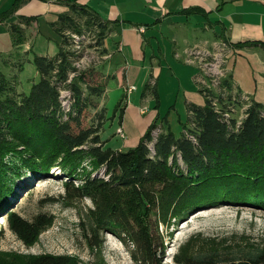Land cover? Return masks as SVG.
<instances>
[{
  "label": "trees",
  "instance_id": "obj_1",
  "mask_svg": "<svg viewBox=\"0 0 264 264\" xmlns=\"http://www.w3.org/2000/svg\"><path fill=\"white\" fill-rule=\"evenodd\" d=\"M22 1L16 0L0 19ZM68 5V11L49 23L61 37L58 51L54 55L34 54L39 80L28 92L20 93L8 90L0 81V213L6 209L11 231L31 244L52 221L47 213L29 219L12 205L11 198L17 196L14 178L24 168L38 180L58 167L70 179L65 181L69 195L88 197L93 203L84 222L90 244L99 246L100 235L114 233L131 246L130 253L139 264H163L165 247L159 224L183 202L186 204L183 209L179 207L181 211L220 202L264 208V103L252 100L239 122L224 116V107H215L214 99H224L215 98L213 91L201 87L205 103L188 102L189 125L180 135L173 131L165 114L150 123L135 146H105L106 140L100 134L105 114L97 112L92 120L85 115L96 106L94 98L103 94L107 79L90 80L89 71L94 66L77 68L72 64V54L65 48L70 40L64 30L82 33L83 28H94L96 45L105 54L108 50L104 40L112 22L88 6L76 2ZM194 10L198 8L187 11ZM34 18L20 17L27 23ZM10 27L13 44H20L21 25L12 23ZM223 87L233 88L231 77L223 81ZM62 89L71 94L67 107ZM148 95L156 99L158 106L157 82H153L152 75L142 89V97ZM122 102L123 97L118 104L120 117ZM160 122L164 126L154 135L152 131ZM76 178L80 179L77 184ZM9 206L13 208L8 210ZM0 264L25 263L18 256L7 257V253L0 252ZM27 264L72 262L68 255L45 253L32 255ZM183 264H264V249L198 250L186 255Z\"/></svg>",
  "mask_w": 264,
  "mask_h": 264
},
{
  "label": "rangeland",
  "instance_id": "obj_2",
  "mask_svg": "<svg viewBox=\"0 0 264 264\" xmlns=\"http://www.w3.org/2000/svg\"><path fill=\"white\" fill-rule=\"evenodd\" d=\"M32 20H36V23L31 25L29 31L27 26L22 27L23 38L20 44H13L15 51L0 53V81L5 83L4 86L8 90L13 89L15 93L28 92L32 83L39 80L40 75L33 62L34 54L46 51L54 55L58 51L61 40L60 35L51 26L40 24L37 17ZM64 35L70 40L65 48L72 54L70 55L72 64L77 68L94 66L89 71L90 80L107 79L103 94L94 98L96 106L86 111L87 120L98 116L97 112L105 114V121L100 132L102 139L106 140L105 146L124 149L123 145L127 144V139L131 141L136 139L138 128L134 125L132 116H128L125 130L124 116H119L121 105L118 104L123 97L121 104L124 105V110L130 95L136 91V85L129 84L120 89L116 86L117 82L110 77L115 74L109 69L112 67L109 65L107 53H102L101 47L96 45L98 37L94 28H83L82 33L66 28ZM211 43V41H203L192 47L200 46L208 49L213 45L218 52L213 54L212 59L210 58L212 54L208 53V55L204 52L189 55L190 46L188 51H185L184 61L195 66L194 78L200 88L213 91L217 96L215 98L224 99L223 102L214 99L215 107L218 110L224 107V114L228 113V116L235 117L240 122L246 116L249 104L255 99L250 92L234 85L231 90L223 87V81L230 77L228 66L235 47L234 43L229 39H221L212 45ZM45 44H49L47 49ZM195 56L201 58H195ZM214 57L217 58H215L217 62L212 67L217 70L211 69L209 64L210 61H216ZM258 74L264 78V69ZM66 90L62 89L61 94L67 107L70 105L71 94ZM149 108L157 109L158 106L154 102L150 106H141L142 111ZM189 113L188 110V116ZM158 116L162 118L164 115L159 113L157 116H152L150 123ZM188 116H171V121L168 119L177 135L184 131L185 125L188 124ZM161 125L164 126V122H160V126L153 129L154 135L161 130ZM53 171L54 173L38 180L33 178L27 168L23 169L21 175L15 176L14 188L17 196L11 198L14 208L29 219L37 213H47L52 215V221L38 235L35 242L26 244L8 227L5 209L0 213V225H2L0 226V252L7 253V257L18 256L25 264L32 255L45 253L68 255L72 264H139L130 253L131 246L126 245L114 233L105 232L100 235L101 245L99 246L90 244L85 233L84 222L88 220V210L93 206L91 199L71 197L65 185V181L70 180L69 177L61 173L58 167H53ZM26 182L28 184L22 188ZM74 182L77 184L80 179L76 178ZM239 203L220 202L215 206L184 208V211L181 209L186 202L175 206V211L159 224L165 247L163 264H183L186 255L209 248L264 249V208ZM12 208L9 206L7 209ZM4 217L5 219L2 220Z\"/></svg>",
  "mask_w": 264,
  "mask_h": 264
},
{
  "label": "crops",
  "instance_id": "obj_3",
  "mask_svg": "<svg viewBox=\"0 0 264 264\" xmlns=\"http://www.w3.org/2000/svg\"><path fill=\"white\" fill-rule=\"evenodd\" d=\"M15 1L0 0V14L10 10ZM70 2L88 6L112 22L104 40L109 69L115 74L112 80L119 89L136 85L123 110V125L125 128L127 117L132 116L138 133L136 139H127L124 149L139 142L152 116L167 114L171 121V116H188V102L205 103L194 78L195 66L184 61L185 51L196 43L233 42L228 66L232 85L250 92L256 101H264V78L258 76L264 69V0H23L0 19V53L16 49L12 23L27 26V30L36 23L22 21L21 16L37 17L40 24L50 26L60 13L69 10ZM190 8L198 10L187 11ZM45 45L47 49L49 44ZM38 54L53 55L46 51ZM151 75L157 82L159 105L142 111V105L156 103L151 95L142 97Z\"/></svg>",
  "mask_w": 264,
  "mask_h": 264
},
{
  "label": "built area",
  "instance_id": "obj_4",
  "mask_svg": "<svg viewBox=\"0 0 264 264\" xmlns=\"http://www.w3.org/2000/svg\"><path fill=\"white\" fill-rule=\"evenodd\" d=\"M187 51H188V50H187ZM214 51H215V52H214ZM196 52H199V53L204 52V54H206V53H207V54H208V53H209V54H212V55L210 56V58L212 59V58H213V54H214V53H217L218 51H217V48H215L213 45H212L211 48L209 47L208 49H207V48L205 49L204 47L201 48L200 46H193L192 48L189 49V55H190L191 53H196ZM209 54H208V55H209ZM196 57H200V56H195V58H196ZM200 58H201V57H200ZM215 58H216V57H214V59H215ZM216 59H217V58H216ZM216 59H215V60H216ZM215 62H217V60H216V61H210V62H209V64H210V68L213 69V70H217V69H214V68L212 67L213 64H214ZM224 115H227V116H228L229 114L226 113V114H224ZM121 134L123 135V132H122Z\"/></svg>",
  "mask_w": 264,
  "mask_h": 264
},
{
  "label": "bare ground",
  "instance_id": "obj_5",
  "mask_svg": "<svg viewBox=\"0 0 264 264\" xmlns=\"http://www.w3.org/2000/svg\"><path fill=\"white\" fill-rule=\"evenodd\" d=\"M78 37V36H77ZM67 92H69L68 90H66ZM243 98V97H242ZM64 102V101H63ZM56 172V171H55ZM58 172V171H57ZM59 173V172H58ZM40 184V183H39ZM5 219V217L2 219V220H4Z\"/></svg>",
  "mask_w": 264,
  "mask_h": 264
}]
</instances>
